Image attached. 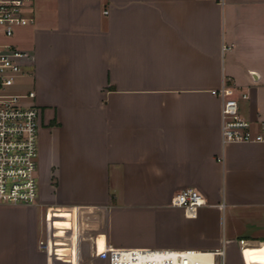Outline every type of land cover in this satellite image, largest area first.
<instances>
[{
	"label": "crops",
	"instance_id": "1",
	"mask_svg": "<svg viewBox=\"0 0 264 264\" xmlns=\"http://www.w3.org/2000/svg\"><path fill=\"white\" fill-rule=\"evenodd\" d=\"M23 12L0 43L35 54L39 200L0 201V264H109L110 245L224 238L227 264H264V141L223 142L212 92L236 85L241 114L264 119V0H25ZM188 187L206 197L195 215L172 203Z\"/></svg>",
	"mask_w": 264,
	"mask_h": 264
},
{
	"label": "built area",
	"instance_id": "2",
	"mask_svg": "<svg viewBox=\"0 0 264 264\" xmlns=\"http://www.w3.org/2000/svg\"><path fill=\"white\" fill-rule=\"evenodd\" d=\"M25 0H0V26L8 37L18 25L31 18L24 14ZM107 11V10H106ZM35 59L33 51L12 42L0 43V201L34 204L39 200V126L41 107L36 102V90L26 76ZM212 92L220 95L223 142L264 141V119L255 123L240 112V96L249 97L234 84L223 81ZM172 203L195 215L206 203L198 189L183 188L172 196ZM213 249L199 248H116L110 245L109 264H227V245ZM246 249L245 239L239 240ZM42 247H48L44 239Z\"/></svg>",
	"mask_w": 264,
	"mask_h": 264
}]
</instances>
